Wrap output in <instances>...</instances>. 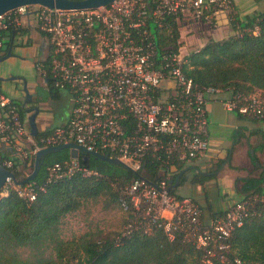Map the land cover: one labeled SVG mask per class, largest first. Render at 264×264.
I'll return each instance as SVG.
<instances>
[{
	"label": "built area",
	"instance_id": "1",
	"mask_svg": "<svg viewBox=\"0 0 264 264\" xmlns=\"http://www.w3.org/2000/svg\"><path fill=\"white\" fill-rule=\"evenodd\" d=\"M223 13L230 21V0H113L81 9L29 4L2 12L0 49L2 34L32 17L48 43V77L54 88L65 91L70 108L64 123L35 142L15 102L0 90V143L27 163L39 149L68 142L117 159L133 172L150 157L160 178L153 182L133 178L122 188L119 207L132 213L122 235L159 227L167 240L180 235L183 242L199 250L200 264L227 262V240L256 197L239 199L223 213L204 219L195 199L172 193L169 181L208 148V102L216 101L227 112L264 122V98L196 87L182 71L184 56L172 50L159 52L150 29V24L161 27L166 18L213 24ZM35 68L43 73L41 64ZM13 164L9 158L0 161L7 169ZM75 172L98 175L69 158L47 167L44 184ZM43 186L18 185L7 178L0 187V199L12 191L31 202ZM258 200L264 203V196Z\"/></svg>",
	"mask_w": 264,
	"mask_h": 264
},
{
	"label": "trees",
	"instance_id": "2",
	"mask_svg": "<svg viewBox=\"0 0 264 264\" xmlns=\"http://www.w3.org/2000/svg\"><path fill=\"white\" fill-rule=\"evenodd\" d=\"M229 24L233 33L220 40L209 39L188 53L184 57L182 71L196 87L230 89L231 92L264 98V10L248 21H239L232 14ZM153 36L159 52H178L179 29L175 19L166 18L161 27L154 28ZM41 65L43 73L39 76L44 85L35 88L34 103L60 96V89L54 88L48 77L47 60ZM15 104L24 118L28 107L19 102ZM50 130H39L33 140L37 142ZM9 150V159L14 161L9 170L20 180L25 177L19 178L22 169L29 163L19 161ZM2 159L0 157V161ZM68 159L65 149L44 157L36 176L30 181L36 187L44 186L42 190H36L31 202L19 198L12 191L0 199V264H200L202 253L199 250L183 242L180 235L167 240L159 227L148 233L132 230L128 235L87 231L75 239H63L60 234L63 219L85 203L99 201L104 208L120 209L118 199L122 196L121 190L133 178H143L148 182L160 178L156 162L148 156L143 159L141 169L133 172L121 165L81 154L77 158L79 164L96 170L98 175L83 176L75 172L44 184L47 167ZM30 165L32 167V160ZM218 167L219 164L215 171ZM179 172L171 178L174 179ZM183 174L179 176V184L186 178ZM261 174L257 179H235L234 185L240 183L241 199H256L252 200L242 224L233 229L227 240L228 261L214 264H264V203L258 200L264 196V189L260 186L264 182V172ZM213 178L214 173L206 176L194 172L191 176V180L198 183ZM124 214V223L127 224L132 213L128 210Z\"/></svg>",
	"mask_w": 264,
	"mask_h": 264
},
{
	"label": "crops",
	"instance_id": "3",
	"mask_svg": "<svg viewBox=\"0 0 264 264\" xmlns=\"http://www.w3.org/2000/svg\"><path fill=\"white\" fill-rule=\"evenodd\" d=\"M230 1L233 8L232 14L239 21H248L253 15L264 10V0ZM176 22L179 29V43L182 41L181 37L190 34L192 39L195 38L196 42H199L195 50L209 39L220 40L233 33L229 19L224 13L219 14L217 22L213 24L194 22L186 18L177 19ZM17 29L19 31L15 32ZM2 43L0 58L8 51L10 53L9 56L0 60V90L2 93L10 100L23 104L25 93L22 87L25 86L27 93L32 97L30 103L23 105L28 108H37L35 122L38 123L39 118L42 120L37 124L38 131L64 123L68 117L70 105L64 109L62 96L34 103L35 88L44 85L35 65L42 64L46 59L48 43L45 36L38 32L32 17H25L20 27L3 33ZM206 111L208 148L201 158L196 159L184 169L200 163H218L219 161L228 164L229 169L225 172L224 167L219 166L218 171H215L214 179L194 183L204 205L200 206L204 219H208L213 213L225 210L242 198L243 195L239 191L240 183L237 182L234 185L236 178L257 179L264 172V122L227 112L216 101L208 102ZM27 115L24 112L25 119ZM227 129L236 130V135H238L232 143L229 140L231 138L227 137ZM228 143L231 144L229 149L227 148ZM249 148H252V157L249 156ZM0 157L4 159L10 157V150L3 143H0ZM254 162L258 165L255 166ZM248 164L253 168L251 173L247 170ZM182 184L185 185V182ZM260 186L264 189V182ZM188 190L190 191L191 187Z\"/></svg>",
	"mask_w": 264,
	"mask_h": 264
},
{
	"label": "rangeland",
	"instance_id": "4",
	"mask_svg": "<svg viewBox=\"0 0 264 264\" xmlns=\"http://www.w3.org/2000/svg\"><path fill=\"white\" fill-rule=\"evenodd\" d=\"M151 32H154L153 25L150 24ZM180 47L178 49V53L181 56H186L188 53L195 51L197 46L199 45V42H196V39H192V35L186 34L184 37H181ZM59 95L62 96V102L64 103V109H67L69 106L67 100H66V93L64 90L60 89L58 91ZM65 95V96H64ZM16 103V101H14ZM234 115V114H232ZM42 122L40 118L38 119V123ZM36 123V125L38 124ZM236 130L233 129H227L226 134L230 140V143L233 142V140L238 137L236 135ZM228 143L227 148H231V144ZM252 151V148L248 149L249 151ZM219 164L221 168L224 167V171L226 172L229 167L228 164L225 162L220 161L217 162H206L205 164L200 163L199 170L204 172H212L215 174L216 166ZM247 170L249 173L253 171V168L250 166V164L247 165ZM255 167V166H253ZM220 168V169H221ZM32 167L29 163L26 168L22 169V172L19 175V178L26 176L30 171ZM188 171V170H187ZM218 171V170H217ZM223 171V172H224ZM239 171V170H237ZM188 174L187 177L190 176V172H186ZM239 173V172H238ZM248 173V174H249ZM247 174V173H246ZM214 179V178H213ZM188 187L186 188V186ZM187 185H179L177 188L174 189V193L179 195H186L191 196L195 199V201L199 204V206H204L199 194L197 192L196 187L194 184L188 183ZM191 190L189 191L188 189ZM124 212L121 211L119 208H104L101 204V202H87L85 203L78 211L67 215L60 226V234L61 237L65 240H71L77 238L79 235H81L84 232L90 231L93 233H112V232H122L124 227L126 226V223H124Z\"/></svg>",
	"mask_w": 264,
	"mask_h": 264
},
{
	"label": "water",
	"instance_id": "5",
	"mask_svg": "<svg viewBox=\"0 0 264 264\" xmlns=\"http://www.w3.org/2000/svg\"><path fill=\"white\" fill-rule=\"evenodd\" d=\"M112 1L113 0H0V14L4 11H7V10H10V9H13L19 6L29 5V4H37L40 6L47 7V8L81 9V8H94L97 6L108 4ZM9 54L10 53L8 51L4 56L0 58V60L9 56ZM22 89L25 93V99L23 101V104L30 103L32 95L27 93L25 86H23ZM37 112L38 110L35 107L25 109V113L28 114L26 118V124L28 127L29 134L32 137H34L38 132V128L35 122V116ZM64 149L68 151L69 158L77 159L79 155L81 154L91 155L99 160L112 163V164L121 165L124 168H126L117 159L109 158L107 157L106 154L103 155V154L96 153V152H90L78 146L77 144L73 142H68V143H62V144H58L54 146L41 148L38 151H36L33 157L31 171L24 178L20 180L16 179L12 171L0 165V187L7 178L12 179L18 185H22V184L32 181L34 177L36 176L43 162L44 157L47 154L55 153L57 151L64 150ZM249 156L252 157L251 150L249 151ZM254 165L257 166L258 165L257 162H254ZM188 169L194 171L195 173H203L199 170L197 166H191ZM188 169L181 170L179 174L173 180H170L168 189H175L176 187H178L179 186V176L182 175Z\"/></svg>",
	"mask_w": 264,
	"mask_h": 264
},
{
	"label": "flooded vegetation",
	"instance_id": "6",
	"mask_svg": "<svg viewBox=\"0 0 264 264\" xmlns=\"http://www.w3.org/2000/svg\"><path fill=\"white\" fill-rule=\"evenodd\" d=\"M200 171H201V170H200ZM186 172H188V173L190 172V176H192L193 173H194V171H192V170H189V169H188V171L186 170V171L184 172V174H183L186 178H185L184 181H182V183L185 182V185H187L188 183H190V184L198 183V182H196V181H192V180H191V177H187L188 174H187ZM201 172H203V173H201L202 175H206V176L212 174V172H204V171H201ZM182 183H181V184H182Z\"/></svg>",
	"mask_w": 264,
	"mask_h": 264
}]
</instances>
